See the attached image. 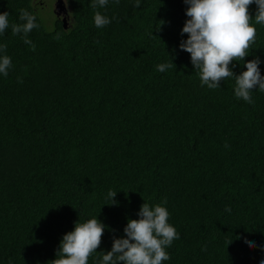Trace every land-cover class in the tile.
Masks as SVG:
<instances>
[{
    "label": "trees",
    "instance_id": "trees-1",
    "mask_svg": "<svg viewBox=\"0 0 264 264\" xmlns=\"http://www.w3.org/2000/svg\"><path fill=\"white\" fill-rule=\"evenodd\" d=\"M67 1V27L55 13L48 30L39 0H0L10 24L25 9L39 25L28 34L35 51L10 27L0 35L13 65L0 74V264H51L63 235L93 217L106 227L88 264H100L141 205L165 198L180 238L162 264H260L264 92L249 104L235 97L234 78L201 86L179 47L183 0ZM96 11L111 23L97 28ZM256 27L236 75L257 57L264 75Z\"/></svg>",
    "mask_w": 264,
    "mask_h": 264
},
{
    "label": "clouds",
    "instance_id": "clouds-1",
    "mask_svg": "<svg viewBox=\"0 0 264 264\" xmlns=\"http://www.w3.org/2000/svg\"><path fill=\"white\" fill-rule=\"evenodd\" d=\"M119 3V0H115ZM187 5L186 19L181 35L187 39L180 42V49L190 54L191 63L199 76L201 86L216 89L228 78L235 79L234 94L238 100L254 104L252 94L255 90L264 92V75H261L260 59L254 58L244 63L246 71L236 75L231 65L234 61H243L247 57L257 37L256 25H264V0H183ZM108 0H92V7L104 8ZM256 5L255 16L250 11ZM135 7H140L136 0ZM10 13H0V35L9 27L13 35L22 34L25 44L35 51L36 45L28 34L39 25L36 16L25 9L20 10L21 23L9 22ZM253 21V23H250ZM94 23L103 28L111 23L108 16L96 11ZM54 39H59V33ZM98 43V41H97ZM6 44H0V74L7 77L13 67L12 58L5 54ZM175 67L173 62L162 63L157 70L165 72ZM22 83V78H17ZM228 146L227 144L225 145ZM117 192L109 190L107 197L115 201ZM167 199L150 206L143 203L138 212V219H129L124 228L125 236L113 238L110 251L102 255L100 264H162L170 259L167 249L180 233L169 223L170 212ZM230 212L231 208L226 207ZM105 225L97 217L85 222H75L74 229L63 235L56 259L51 264H88L89 257L97 252L102 244ZM232 241L229 242V244ZM250 248L253 242L245 240ZM264 264V260L260 262Z\"/></svg>",
    "mask_w": 264,
    "mask_h": 264
},
{
    "label": "rangeland",
    "instance_id": "rangeland-1",
    "mask_svg": "<svg viewBox=\"0 0 264 264\" xmlns=\"http://www.w3.org/2000/svg\"><path fill=\"white\" fill-rule=\"evenodd\" d=\"M56 0H44V4L41 6H39L38 10V14L40 15L43 23L45 24V27L48 30H51L54 27V23H55V2ZM66 1V5L70 10V5L68 3L67 0Z\"/></svg>",
    "mask_w": 264,
    "mask_h": 264
},
{
    "label": "water",
    "instance_id": "water-1",
    "mask_svg": "<svg viewBox=\"0 0 264 264\" xmlns=\"http://www.w3.org/2000/svg\"><path fill=\"white\" fill-rule=\"evenodd\" d=\"M55 13L58 17L63 19L65 27H67V19L69 17V10L65 0H57L55 3Z\"/></svg>",
    "mask_w": 264,
    "mask_h": 264
},
{
    "label": "flooded vegetation",
    "instance_id": "flooded-vegetation-1",
    "mask_svg": "<svg viewBox=\"0 0 264 264\" xmlns=\"http://www.w3.org/2000/svg\"><path fill=\"white\" fill-rule=\"evenodd\" d=\"M56 1H57V0H56ZM56 1H55V2H56ZM39 3H40V4H44L45 2H44V0H39Z\"/></svg>",
    "mask_w": 264,
    "mask_h": 264
}]
</instances>
